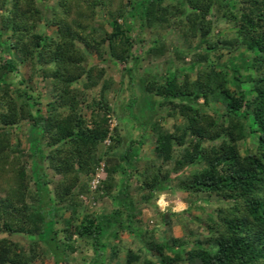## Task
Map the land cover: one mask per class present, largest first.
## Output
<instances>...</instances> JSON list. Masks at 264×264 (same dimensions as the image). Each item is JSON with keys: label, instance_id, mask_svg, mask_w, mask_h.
<instances>
[{"label": "trees", "instance_id": "16d2710c", "mask_svg": "<svg viewBox=\"0 0 264 264\" xmlns=\"http://www.w3.org/2000/svg\"><path fill=\"white\" fill-rule=\"evenodd\" d=\"M50 1L0 0V51L7 55L0 62V234L27 239L24 246L0 237V264H35L43 251L54 264H68L81 240L92 251L87 264H119L120 253L124 264H264V0H128L116 10L117 0ZM97 8L110 30L95 25ZM212 12L232 23L233 36L209 37ZM47 26L54 30L45 32ZM168 30L196 49L158 43ZM145 31L156 35L147 56L172 49L182 64L168 58L163 75H138L137 97L121 101L120 118L132 131L126 139L109 127L112 81L103 67L85 63L89 53L132 62L122 69L130 92L141 60L132 49ZM21 65L29 76L12 83L9 74ZM34 76L44 90L36 91ZM83 102L87 113L79 110ZM22 123L25 147L10 132ZM146 130L152 154L142 161ZM252 135L253 147L241 154ZM101 162L105 177L91 189ZM171 187L192 204L216 201L205 221L208 235L201 239L189 229L157 238L142 222L139 205ZM105 197L113 203L109 210L87 206ZM160 219L171 227L164 213ZM123 232L137 240L134 247L123 245Z\"/></svg>", "mask_w": 264, "mask_h": 264}, {"label": "rangeland", "instance_id": "374dc122", "mask_svg": "<svg viewBox=\"0 0 264 264\" xmlns=\"http://www.w3.org/2000/svg\"><path fill=\"white\" fill-rule=\"evenodd\" d=\"M52 1V0H51ZM50 1V2H51ZM128 0H117L113 2V9L116 10L117 7L120 4H126ZM49 2V3H50ZM52 4V3H51ZM95 25H101L106 30H110L109 26V18L102 10L101 8L96 9L95 14ZM211 21V28L209 32V37L213 40L217 38H230L235 34V27L230 23L228 20H226L221 13L212 12L208 17ZM42 29L47 32L51 33L52 30H54L53 26H47L42 27ZM139 29L137 26H134V32L133 36L135 35V32H137ZM140 36H142L144 39L139 42L135 43L132 49V52L134 54L140 55V62L137 64V66L134 67L133 73H134V84L132 85L130 92L128 91V87L126 86L128 83V77L124 75L122 72L123 67H129L132 62L127 63H117L115 60H113L109 54H106L104 59H99L95 54L89 53L87 55L86 60V66L91 65H97L99 67H103L105 69V77L107 79H110L112 81V84L110 86L109 91V103L110 106L113 107L111 120H110V128L114 127L115 125L118 127L120 134L122 137H125L128 139L131 136V130L127 126V124L123 123L122 121V113H123V107L121 106V101L124 98L128 99L129 95L135 97L138 95V86H137V78L138 75L147 72V73H158V74H164L165 69L168 66V58L173 60L174 65H180L182 64V61L175 60V53L171 50H168L167 54L165 56H158L154 57L152 55L147 56L144 50L149 47L150 43L149 40L156 37L155 34L148 35L147 31L143 32ZM135 37V36H134ZM158 43H164L165 46L170 47H177L179 50L188 51L191 50L190 47H192L190 43L186 42L182 35L177 31H171L168 30L165 38L160 39ZM194 49H196V44H193ZM193 49V50H194ZM193 52V51H191ZM225 52V51H224ZM7 58V55L4 51H0V62L2 60H5ZM188 56L185 58V60H188ZM226 58V55H223L219 58V62L224 61ZM246 72V70H244ZM123 74V84H119L120 75ZM192 77H194L195 72H191ZM21 76L28 77L29 76V67L28 65H21L18 67L17 71L12 72L9 74V80L14 83L17 82ZM34 88L39 91L43 87V82L40 80V76H34L33 81L31 83ZM76 87H81V81L78 80L74 83ZM122 85V86H120ZM248 84H245L244 87L248 88ZM99 90L98 86L93 87L92 89L88 90V100L90 99V96H93L94 94H97ZM36 91H32L33 94L36 93ZM47 100V97L42 96L40 98V103L44 105L45 101ZM214 105V104H213ZM215 106V105H214ZM135 106H133V109ZM43 109V108H42ZM79 110H82L84 113L88 112V108L86 106V102L80 104ZM121 117V118H120ZM171 121L164 122L166 126H169ZM27 127L28 125L26 123L22 124H15L10 127V132L12 135L13 142L20 141L21 147H25V137L27 134ZM145 142L140 146L139 149V156L141 157V160L143 161L146 157H150L152 154L151 148L152 144L149 141L150 137V131H145ZM255 136L252 135L250 139L244 140L240 145V153L243 154L250 150L254 143H255ZM105 143H108L105 141ZM26 163H29V159L27 157L23 158ZM48 172V177L51 178V180L55 181L58 179V175L52 173L49 170H46ZM105 177V170H104V164L103 162L100 163L99 167L97 168L96 172L94 173V176L90 180V188L95 189L98 182ZM132 185H136V182L132 180ZM52 186V183L50 184ZM0 195H2V192L0 191ZM215 200H211L209 202L204 201H197L196 203H191V197L188 196L185 192L182 190L176 189V188H168L162 191H159L156 193L155 197L150 199L147 203H142L139 205V208L141 209L142 214L140 215V218L142 222L148 226V228H155L154 234L157 238L159 237H169L170 234L174 235L175 237H182L185 234L188 233V230L191 229L194 234H196V237H205L208 235L206 229H205V221L208 216L214 214L213 207L215 205ZM87 206L90 205V208L93 210H109L113 203L112 201L105 197L103 200H95L92 201L86 200ZM186 209H189L185 211ZM185 211V212H181ZM170 212L172 213L170 215ZM160 213H164V217H169L171 220V227L166 226L161 222L160 219ZM6 236L10 239L17 241L21 243L22 245L26 246L27 239L21 235L13 233L11 235H8L6 233H1L0 237ZM195 235L188 236L187 240L189 241L188 245L192 244V241L194 239ZM121 241L124 244L130 245L134 247L137 244V240L133 239L131 236H129L126 232H123L120 234ZM92 257V251L89 246L88 241L81 240L79 249L69 256V263L68 264H87L91 260ZM119 264H124V258L123 254H119L118 259H116ZM116 262L112 261L109 264H115ZM35 264H54L52 257L49 254H46L44 251L42 253L41 259L38 260ZM187 264V263H182Z\"/></svg>", "mask_w": 264, "mask_h": 264}]
</instances>
